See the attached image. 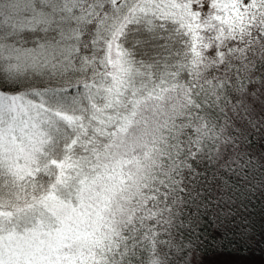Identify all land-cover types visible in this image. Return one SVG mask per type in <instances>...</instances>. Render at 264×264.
<instances>
[{
	"label": "snow or ice",
	"instance_id": "1",
	"mask_svg": "<svg viewBox=\"0 0 264 264\" xmlns=\"http://www.w3.org/2000/svg\"><path fill=\"white\" fill-rule=\"evenodd\" d=\"M256 191L264 0H0V264H204Z\"/></svg>",
	"mask_w": 264,
	"mask_h": 264
},
{
	"label": "trees",
	"instance_id": "2",
	"mask_svg": "<svg viewBox=\"0 0 264 264\" xmlns=\"http://www.w3.org/2000/svg\"><path fill=\"white\" fill-rule=\"evenodd\" d=\"M235 191V189L233 190ZM213 212L223 227H215L216 216L201 221V252L204 264L213 259L236 258L244 264H264V197L259 191L239 198L222 199Z\"/></svg>",
	"mask_w": 264,
	"mask_h": 264
},
{
	"label": "rangeland",
	"instance_id": "3",
	"mask_svg": "<svg viewBox=\"0 0 264 264\" xmlns=\"http://www.w3.org/2000/svg\"><path fill=\"white\" fill-rule=\"evenodd\" d=\"M207 264H244V260L236 258L213 259Z\"/></svg>",
	"mask_w": 264,
	"mask_h": 264
}]
</instances>
